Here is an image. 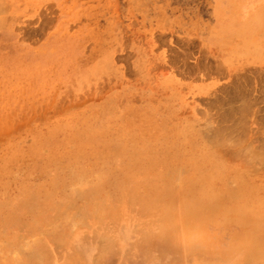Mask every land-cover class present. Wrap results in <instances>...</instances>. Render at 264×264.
I'll use <instances>...</instances> for the list:
<instances>
[{
    "label": "rangeland",
    "instance_id": "obj_1",
    "mask_svg": "<svg viewBox=\"0 0 264 264\" xmlns=\"http://www.w3.org/2000/svg\"><path fill=\"white\" fill-rule=\"evenodd\" d=\"M263 86L264 0H0V264H264Z\"/></svg>",
    "mask_w": 264,
    "mask_h": 264
},
{
    "label": "bare ground",
    "instance_id": "obj_2",
    "mask_svg": "<svg viewBox=\"0 0 264 264\" xmlns=\"http://www.w3.org/2000/svg\"><path fill=\"white\" fill-rule=\"evenodd\" d=\"M234 21V20H233ZM258 79V78H257ZM260 81V80H259ZM249 84V83H248ZM261 86V85H260ZM264 87V86H263ZM262 88V87H261ZM264 90V89H263ZM258 92V91H257ZM261 93V92H260ZM253 98V97H252ZM263 98V97H262ZM219 99V98H218ZM255 99V98H254ZM258 100H259V98H258ZM246 101V100H245ZM249 102V101H248ZM247 107H248V105H247ZM246 107V108H247ZM264 107V106H263ZM245 108V107H244ZM244 111V110H243ZM262 115H264V114H262ZM255 126V125H254ZM259 138V137H258ZM233 141V140H232ZM255 142V141H254ZM262 156H264V155H262ZM261 156V158H263L264 159V157H262ZM86 250H87V248L85 249V248H83L82 249V252H83V258L85 259V260H87V252H86Z\"/></svg>",
    "mask_w": 264,
    "mask_h": 264
}]
</instances>
